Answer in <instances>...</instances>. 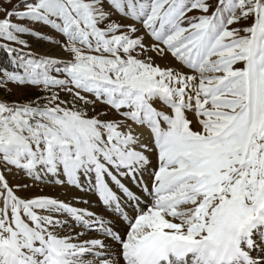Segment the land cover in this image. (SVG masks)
Masks as SVG:
<instances>
[{"label":"snow or ice","instance_id":"snow-or-ice-1","mask_svg":"<svg viewBox=\"0 0 264 264\" xmlns=\"http://www.w3.org/2000/svg\"><path fill=\"white\" fill-rule=\"evenodd\" d=\"M0 10V264H264V0ZM40 185L94 193L111 217Z\"/></svg>","mask_w":264,"mask_h":264},{"label":"rangeland","instance_id":"rangeland-1","mask_svg":"<svg viewBox=\"0 0 264 264\" xmlns=\"http://www.w3.org/2000/svg\"><path fill=\"white\" fill-rule=\"evenodd\" d=\"M16 3H19V0H11V3H7L5 4V0H0V8L3 7H7L9 9H11L13 7V5H15ZM4 12L2 10H0V17H3ZM39 31L47 36H51L53 38V40H63V37L60 36L58 33H56L54 30H51L49 28H47L46 26L43 27H39ZM25 39H27L29 41V44L31 45L30 50L33 53L36 54H46L52 57H56L58 59H68V55L61 50V48L59 47V45L57 44H53V43H49L45 40H38L35 37L32 36H26ZM29 49H25V51H28ZM157 61H161L162 64H174L175 61L173 60V58H171V56H167L164 60H157ZM164 66V65H161ZM239 66V65H238ZM9 87H11L13 89V94L9 95L7 98L9 100H17V99H26L28 98L30 95H32V93L35 91L34 89H29V88H22V87H18L15 85H10ZM4 95L3 90H0V96ZM157 108H160L161 105L159 104V102L156 103L155 105ZM188 119L189 120H194L195 117L193 116L192 113H188ZM193 127H195V125H193ZM198 130V129H197ZM9 183L10 185H15L18 182H23L20 180V177H16L14 178L13 176H9L8 177ZM42 189V191H41ZM31 193L34 194H45V195H49V196H53V197H57L59 199L65 200V201H70L72 200L73 196H80L83 197L82 194L78 189L72 188V187H62V186H58V185H40L39 188H33L31 190ZM90 193L86 194L87 196H90ZM21 195H24L25 193H20ZM84 199V198H83ZM75 204V201H72ZM77 206V205H75ZM108 216H111V213L107 214ZM96 234L95 233H89L88 237H94ZM259 257V256H257Z\"/></svg>","mask_w":264,"mask_h":264},{"label":"bare ground","instance_id":"bare-ground-1","mask_svg":"<svg viewBox=\"0 0 264 264\" xmlns=\"http://www.w3.org/2000/svg\"><path fill=\"white\" fill-rule=\"evenodd\" d=\"M157 63H159L160 65H164V64H162L161 61H157ZM123 182H125L127 184V186H129L130 189L134 193L139 192V189L136 188L134 185H132L129 181L124 180ZM109 184L113 188L114 191H117L118 195H121V196L123 195L122 193L119 192V190L115 187V185L111 184V181H109ZM82 196H83L82 198L87 199L89 201V203L87 205L79 204V205H77L78 207H87V208H89V210L104 214V216L106 218L111 217V216L107 215L109 212L107 210H105L104 206L99 202L98 197H96L94 193H90V196H87V197H86V194L83 193ZM117 227H119V223H118ZM84 238H90V237H88V236L82 237V239H84ZM255 255L259 256V253H255ZM257 258H259V257H257Z\"/></svg>","mask_w":264,"mask_h":264},{"label":"trees","instance_id":"trees-1","mask_svg":"<svg viewBox=\"0 0 264 264\" xmlns=\"http://www.w3.org/2000/svg\"><path fill=\"white\" fill-rule=\"evenodd\" d=\"M0 65L6 66V54L0 52Z\"/></svg>","mask_w":264,"mask_h":264},{"label":"clouds","instance_id":"clouds-1","mask_svg":"<svg viewBox=\"0 0 264 264\" xmlns=\"http://www.w3.org/2000/svg\"><path fill=\"white\" fill-rule=\"evenodd\" d=\"M165 264H167V261H165Z\"/></svg>","mask_w":264,"mask_h":264}]
</instances>
